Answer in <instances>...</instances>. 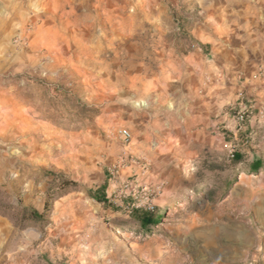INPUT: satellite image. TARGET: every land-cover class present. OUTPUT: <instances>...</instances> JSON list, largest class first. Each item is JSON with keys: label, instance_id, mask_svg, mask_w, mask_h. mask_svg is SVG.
<instances>
[{"label": "rangeland", "instance_id": "obj_1", "mask_svg": "<svg viewBox=\"0 0 264 264\" xmlns=\"http://www.w3.org/2000/svg\"><path fill=\"white\" fill-rule=\"evenodd\" d=\"M0 264H264V0H0Z\"/></svg>", "mask_w": 264, "mask_h": 264}, {"label": "trees", "instance_id": "obj_2", "mask_svg": "<svg viewBox=\"0 0 264 264\" xmlns=\"http://www.w3.org/2000/svg\"><path fill=\"white\" fill-rule=\"evenodd\" d=\"M234 157L238 158V155H235ZM257 166L258 163H255L252 165L250 169H256ZM58 178L60 179L57 187L58 188L57 194L59 195V197H63L64 195L68 194L77 186L75 182L69 179L63 178L61 176H59ZM95 197L97 198V201L104 202L105 199L104 197H99V198L97 196ZM131 214L136 217L137 227L143 232H149L161 219L160 210H156V209L152 212H144V213H141L140 210H133ZM21 215H22L21 221H24L23 218L26 217L27 221H30L32 223H38L42 221V219L44 218V213L40 214L34 210H29L28 212L22 211Z\"/></svg>", "mask_w": 264, "mask_h": 264}, {"label": "crops", "instance_id": "obj_3", "mask_svg": "<svg viewBox=\"0 0 264 264\" xmlns=\"http://www.w3.org/2000/svg\"><path fill=\"white\" fill-rule=\"evenodd\" d=\"M198 41H199V43H200V45H204L205 43H207L205 40H203V39H197ZM261 42V41H260ZM256 44V43H255ZM262 45V44H261ZM259 47V46H258ZM261 47V46H260ZM235 50L237 49V48H234ZM238 49L240 50L241 49V47L240 46H238ZM201 53H202V49L201 48H197L196 50H195V53H194V56L193 57H191V59L193 60L192 61V63H193V68H195L196 67V65L198 64V63H202L201 62V59H195L196 58V55L199 57L200 56V58H201ZM233 52H232V49H231V51H229V55L230 54H232ZM199 67V66H198ZM198 67H196L197 68V70H201V68H198ZM201 67H203V66H201ZM170 88V87H169ZM204 110V109H203ZM204 116H205V114H203V112L202 113H200V115H198V118L199 119H202V118H204Z\"/></svg>", "mask_w": 264, "mask_h": 264}, {"label": "snow or ice", "instance_id": "obj_4", "mask_svg": "<svg viewBox=\"0 0 264 264\" xmlns=\"http://www.w3.org/2000/svg\"><path fill=\"white\" fill-rule=\"evenodd\" d=\"M188 172L189 176L187 180H184L183 175H176L174 179H178L181 183H186L189 187H192L195 181L200 178L201 173H196L195 175H192L191 173L193 172V170L191 168L188 169Z\"/></svg>", "mask_w": 264, "mask_h": 264}, {"label": "built area", "instance_id": "obj_5", "mask_svg": "<svg viewBox=\"0 0 264 264\" xmlns=\"http://www.w3.org/2000/svg\"><path fill=\"white\" fill-rule=\"evenodd\" d=\"M236 122L238 124L242 123L243 122V117L242 116L237 117ZM121 135H122V138H123V140L125 142H127L129 140V138H130V134L127 131H122Z\"/></svg>", "mask_w": 264, "mask_h": 264}, {"label": "bare ground", "instance_id": "obj_6", "mask_svg": "<svg viewBox=\"0 0 264 264\" xmlns=\"http://www.w3.org/2000/svg\"><path fill=\"white\" fill-rule=\"evenodd\" d=\"M182 206H183V204L179 205V207H182Z\"/></svg>", "mask_w": 264, "mask_h": 264}]
</instances>
